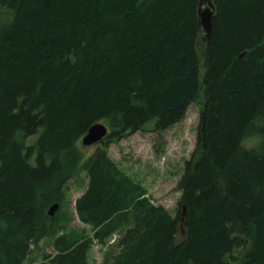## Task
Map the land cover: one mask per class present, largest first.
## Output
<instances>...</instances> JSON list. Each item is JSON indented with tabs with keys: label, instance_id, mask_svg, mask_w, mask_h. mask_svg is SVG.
<instances>
[{
	"label": "trees",
	"instance_id": "1",
	"mask_svg": "<svg viewBox=\"0 0 264 264\" xmlns=\"http://www.w3.org/2000/svg\"><path fill=\"white\" fill-rule=\"evenodd\" d=\"M197 4L0 0V264H91L114 234L101 264H264V144L239 147L264 136V0H213L206 41ZM199 93L171 215L107 145L152 119L170 128ZM97 122L109 133L85 155Z\"/></svg>",
	"mask_w": 264,
	"mask_h": 264
},
{
	"label": "rangeland",
	"instance_id": "2",
	"mask_svg": "<svg viewBox=\"0 0 264 264\" xmlns=\"http://www.w3.org/2000/svg\"><path fill=\"white\" fill-rule=\"evenodd\" d=\"M9 17V12L0 10L1 19L7 20ZM199 94V98L195 99L184 112L183 119L170 128L159 131L154 128L155 119H152L140 130L126 133L107 145V155L118 165L117 167L142 184L154 203L162 205L171 215L176 212V203L181 194L177 182L183 174V163L191 157L195 148L196 125L203 106V101L200 100L202 94ZM31 141L33 138L30 139ZM77 144L85 155H89L96 146H85L81 144V140ZM67 186L69 189L67 208L74 213L75 200L83 190L78 191L72 180L67 181ZM70 226L88 228L76 217L71 220ZM118 236L112 235L107 244H94L88 252V261L91 264H101L108 246L116 243ZM33 251L41 258L43 248ZM44 251L51 252L52 247L48 246Z\"/></svg>",
	"mask_w": 264,
	"mask_h": 264
},
{
	"label": "water",
	"instance_id": "3",
	"mask_svg": "<svg viewBox=\"0 0 264 264\" xmlns=\"http://www.w3.org/2000/svg\"><path fill=\"white\" fill-rule=\"evenodd\" d=\"M197 13V24L199 27L201 39L206 41L210 29H211V22L212 17L214 16V5L213 0H198L197 8L195 10ZM244 55V52H242L239 55V59ZM87 132L84 134V136L81 139V144L85 146H90L93 144H96L97 142H102L103 139L108 135L107 126L101 122H97L90 126L89 130H86ZM57 207H59L58 203L52 204L47 211V214L49 216H53L54 213L57 210ZM185 207L182 206L181 214H184ZM183 220V216L181 218V222ZM180 233L184 235V230L182 229V225H180Z\"/></svg>",
	"mask_w": 264,
	"mask_h": 264
},
{
	"label": "clouds",
	"instance_id": "4",
	"mask_svg": "<svg viewBox=\"0 0 264 264\" xmlns=\"http://www.w3.org/2000/svg\"><path fill=\"white\" fill-rule=\"evenodd\" d=\"M252 123L256 126L261 125L260 120H253ZM264 144V136L261 135H245L239 142V147L243 151L259 150L260 146Z\"/></svg>",
	"mask_w": 264,
	"mask_h": 264
}]
</instances>
